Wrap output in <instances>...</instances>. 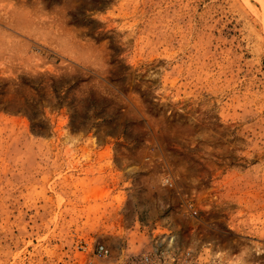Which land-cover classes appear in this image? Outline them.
Masks as SVG:
<instances>
[{
    "label": "rangeland",
    "instance_id": "obj_1",
    "mask_svg": "<svg viewBox=\"0 0 264 264\" xmlns=\"http://www.w3.org/2000/svg\"><path fill=\"white\" fill-rule=\"evenodd\" d=\"M167 238L264 264V0H0V264Z\"/></svg>",
    "mask_w": 264,
    "mask_h": 264
},
{
    "label": "built area",
    "instance_id": "obj_2",
    "mask_svg": "<svg viewBox=\"0 0 264 264\" xmlns=\"http://www.w3.org/2000/svg\"><path fill=\"white\" fill-rule=\"evenodd\" d=\"M83 250L87 248L83 247ZM94 258L108 260L110 252L103 245L96 244L90 249ZM201 251L189 248H181L175 245L169 238L157 239L148 248L136 253H126L117 257L112 264H207ZM213 263V262H212Z\"/></svg>",
    "mask_w": 264,
    "mask_h": 264
}]
</instances>
